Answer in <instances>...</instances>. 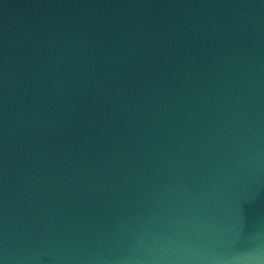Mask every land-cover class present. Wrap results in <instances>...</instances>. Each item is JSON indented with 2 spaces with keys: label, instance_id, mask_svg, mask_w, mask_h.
<instances>
[{
  "label": "water",
  "instance_id": "1",
  "mask_svg": "<svg viewBox=\"0 0 264 264\" xmlns=\"http://www.w3.org/2000/svg\"><path fill=\"white\" fill-rule=\"evenodd\" d=\"M0 264H264V0H0Z\"/></svg>",
  "mask_w": 264,
  "mask_h": 264
}]
</instances>
